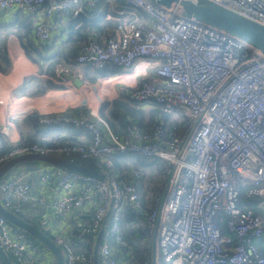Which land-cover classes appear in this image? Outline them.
<instances>
[{"label": "built area", "instance_id": "obj_1", "mask_svg": "<svg viewBox=\"0 0 264 264\" xmlns=\"http://www.w3.org/2000/svg\"><path fill=\"white\" fill-rule=\"evenodd\" d=\"M104 1L111 2L0 0V14L24 9L37 19L35 37L47 43L56 28L53 19L77 18L85 8L96 9ZM210 1L264 25V0ZM127 5L125 11L109 16L117 22L115 32L83 44L75 58L79 66L114 68L95 82L105 86L119 80L112 95L98 106L90 105L85 99L90 82L80 75L82 86L75 89L71 72L60 69L59 85L70 100L74 98L73 105L60 113L39 115L45 128L88 130L90 142L51 148L20 144L21 137L7 126L24 120L33 110H19L18 102L5 111L4 128L0 129V139L14 146L0 157V168L28 154H76L95 159L97 172L107 180L49 164L33 170L14 168L0 181L2 205L14 214L22 213L28 204L42 206L55 221L73 220L79 243L97 237L113 203L98 264H129L123 253L129 248L123 211L133 215L141 211L143 175L137 171L129 181L116 177L113 157L132 154L150 161L161 159L176 167V172L162 210L157 264L161 260L164 264H264V249L256 244L261 241L264 247V60H260V52L222 32L159 9L149 0H127ZM134 10L146 19L137 20ZM65 73L69 80L61 78ZM126 93L146 109L158 106L176 121L188 119V129L199 123L185 151V139L191 133L181 135L176 129L165 134L158 127L147 134L130 127L125 136L114 134L101 117V109ZM80 104L87 113H72ZM31 177L41 183L53 180L60 195L51 199L34 195ZM243 193L246 199L259 202L263 214H255L245 204ZM160 207L161 203L144 218L149 233L156 228ZM29 236L0 215V246L14 264H36L40 251ZM56 240L65 264H95L93 253L79 251L65 237ZM138 264H152V260Z\"/></svg>", "mask_w": 264, "mask_h": 264}, {"label": "trees", "instance_id": "obj_2", "mask_svg": "<svg viewBox=\"0 0 264 264\" xmlns=\"http://www.w3.org/2000/svg\"><path fill=\"white\" fill-rule=\"evenodd\" d=\"M99 16L100 14L98 15L97 11H87V14L79 16L75 20L71 21L69 26L68 44L70 46L77 45V51L75 48H70L69 52H66L64 49H61L54 56L47 58L43 57L42 54H38L39 58H35L32 55L29 56L41 66V68L43 69V73L48 77H53L55 75V70L57 69V67L64 66L70 69H75L76 63L74 62V59L79 54L81 46L93 39L89 37L90 33H92L93 31H98L103 34L106 32L107 28L114 26L113 22L106 23L104 22V19H100ZM116 26L117 23L115 27ZM28 29L29 28L26 29L25 36H27L30 32ZM21 38L25 43V47L27 48V50H29L30 54L33 52L39 53L42 44H35L34 46L32 41H30L31 36H29V38L27 39L24 37ZM36 46H38L39 48H36ZM2 64L3 70H7L8 63L2 60V55H0V65ZM111 69L114 68L106 67L104 69H98L94 68L91 65H86L81 66L79 69H76L77 71L75 72H82L88 82L95 83L99 78L107 77L110 74ZM55 87L56 84H54L50 79L43 80L40 78H32L27 81L20 89L22 94H24L25 96L36 97L44 94L48 89ZM128 96L129 94L126 93L125 96L106 103L101 109V117L106 121L109 128L114 134L123 136L127 133L128 128L130 127H136L142 133L147 134H153L158 127H162L165 131V134L174 129H176V131L178 132H182V130L185 129V125L187 123L186 118H184L181 122L171 120V116L165 113L160 107L152 106L150 109H146V107L133 103ZM80 112L87 113L86 109L84 108H78L72 111V113L74 114ZM39 118L40 116L38 114L33 113L24 119V123L26 124L27 130L32 134L28 135V139L26 138V136L25 138H23L22 136L20 144H35L51 148L57 145H64L79 141L77 139H59L58 136L55 134V131L49 132L47 129H45V127H42L40 125ZM188 124L189 123H187V125ZM57 129L58 131H60L59 128ZM63 129L68 131L69 134L78 135L83 133L78 128L72 126H66ZM13 147V145L7 144L4 141L1 142L0 157L9 153L13 149ZM60 158L68 161H73L87 169L98 171L95 159H83L76 154H72L70 156L62 155L60 156ZM113 161L114 172L116 177L122 176L126 178L127 181H129L132 179L134 173L137 171L141 172V174L143 175V183L140 186V190L142 193L141 211L137 215L131 214L127 209L123 211V226L125 228L126 237L129 242V248L127 250L124 249L123 253L127 255L126 260H128L129 256L133 253V257L135 258L136 264L145 261H150L152 260L153 234L145 230L144 218L147 214H149L160 204V200H162L167 185L164 186L162 189L158 188L156 192H153L154 189L151 188L152 184L148 185L147 181L145 182L144 174L149 173V171L152 174L156 171L157 174H160L161 172H164V169H169L172 171L173 166L171 167L168 162L161 159L150 161L142 156L132 154H117L113 157ZM29 165H39V163L28 161L18 165L15 168L19 169L20 167H27L28 169L33 170L34 167H31ZM243 199L245 200V204H247L250 209L255 211L257 214H263L262 209L258 207V201H255L253 199H246L244 193ZM16 215L19 216L23 221H26L43 231L47 236L50 237V239L60 249L62 253V247L58 245L55 236L41 229V227L35 221L28 219L22 213ZM223 229H225L224 225ZM30 239L33 245L39 248L40 253L36 256V264H41L44 261V252L47 251L49 253L50 251L42 242L38 241L34 237L31 236ZM72 243L78 246L77 249L79 251L87 253H91L93 251L94 241L92 236L87 237L84 242L78 243L75 239V241H72ZM11 261L13 262L12 259ZM54 264H56V261Z\"/></svg>", "mask_w": 264, "mask_h": 264}, {"label": "crops", "instance_id": "obj_3", "mask_svg": "<svg viewBox=\"0 0 264 264\" xmlns=\"http://www.w3.org/2000/svg\"><path fill=\"white\" fill-rule=\"evenodd\" d=\"M127 1L125 0H111V2L104 1L99 5L96 9H88L85 8L84 12L80 15L87 14V11H97V14L100 19H104V22H113L114 26L106 29V32L101 34L98 31H93L90 33L89 37L104 39L108 36H111L116 30V21L111 20L109 16L116 15V11H125L127 9ZM136 12L137 20H145L146 17L143 13L138 10H134ZM76 18H67V19H53V24L56 25L55 30L52 33V40L47 43L40 42L35 37L34 27L37 22V19L33 17L30 13L21 8L12 9L9 11H5L0 14V55H2V60L8 63L7 70H3V64L0 65V129L4 128V122L6 119L5 111L14 109L13 106L18 102L19 110L22 111H30L33 110L32 113L35 114H47V113H60L67 109L69 105H73L67 95L62 90L64 87L59 85V79L57 78L58 71L60 69H67L71 72L72 83L75 85V89H80L82 86L81 81L79 80V76L84 74L82 72L76 73L74 69H70L67 67H57L55 70V75L53 77H48L43 73V69L41 66L31 59L29 55L36 56L35 58H39L38 54H42L43 57H52L59 50L64 49L66 52H69L70 48H75L77 51V45L70 46L68 44L69 39V26L71 21ZM30 31L27 36H25L26 29ZM21 34V36H20ZM31 36L32 43L34 44H42L41 50L38 52H33L30 54L29 50L25 47V43L23 42L21 37L29 38ZM38 46H36L37 48ZM39 48V47H38ZM75 62V59H74ZM81 66L76 64L75 69H79ZM69 73H65L61 78H67L69 80ZM85 77V76H84ZM32 78H40L43 80L50 79L54 84H56L55 88L48 89L44 94L36 97L25 96L21 92V87ZM79 83V85L77 84ZM81 83V85H80ZM78 103V102H77ZM12 106V107H9ZM94 120V118H91ZM25 120L16 121L14 124H10L7 127L13 131L17 137L23 136V138L28 139L30 133ZM97 126H101L96 120ZM20 124V125H19ZM61 127V128H60ZM54 128H45L49 132H54L58 136L59 139H77L79 141H83L88 143L91 140V133L88 130L80 129L83 133L74 135L69 134L66 131V126H60ZM74 127V126H72ZM60 131H58V129ZM76 128V127H75ZM62 129V130H61ZM91 137V138H90ZM50 138V137H49ZM3 142L0 139V143ZM39 165H29L36 169L44 163L38 162ZM19 169L30 170L27 167H20ZM11 171V170H10ZM9 171V172H10ZM31 185L33 187V194L38 196H44L48 199H51L54 196L60 195V190L56 188V185L51 181L49 183H41L40 179L36 177H31ZM40 207V208H39ZM47 209L42 206L28 204L24 206L22 214L30 220L35 221L41 229L48 232L49 234L56 237H65L66 240L75 241V222L73 220H69L67 222H58L53 220ZM42 221V222H40ZM96 238H93L94 246H95ZM75 243V242H74ZM256 244L261 246L263 249V244L261 241H257ZM94 246L93 253L94 255ZM78 246H76L77 248ZM44 261L41 264H54L55 256L52 253L44 252ZM126 254L124 253V257L126 258ZM129 264H136L135 258L133 257V253L129 256L127 261ZM1 264V263H0Z\"/></svg>", "mask_w": 264, "mask_h": 264}, {"label": "water", "instance_id": "obj_4", "mask_svg": "<svg viewBox=\"0 0 264 264\" xmlns=\"http://www.w3.org/2000/svg\"><path fill=\"white\" fill-rule=\"evenodd\" d=\"M155 7L159 9H167L188 21L201 24L205 27L217 30L222 32L230 38L238 39L255 49H257L261 54V59L264 60V25L252 21L230 9H227L213 1L210 0H149ZM79 85V83H77ZM81 85V83H80ZM199 123L195 125L189 138L187 139L183 152L188 146L190 137L194 133ZM41 162L44 164H49L54 167H59L67 169L84 176H89L96 178L100 181H105L107 178L105 175L87 169L82 165H79L73 161H68L60 157L42 155V154H28L17 157L10 160L5 165L0 168V181L3 177L12 169L18 165L28 162ZM176 172V167H174L165 190V193L162 197L161 207L159 210V215L157 219L156 228L153 232L152 239V264H157L158 261V237L159 229L162 218V210L167 201L168 193L170 186L172 184L174 175ZM113 210V203L110 206V209L106 215V218L103 222V225L96 237L95 246H94V261L95 264L99 262V248L102 236L107 228V225L110 221L111 214ZM0 215L3 216L12 226L18 227L21 230L25 231L38 241L42 242L55 256L56 264H65L63 254L60 249L53 243L49 236H47L43 231L35 227L34 225L23 221L19 216L5 209L0 201ZM0 263L1 264H14L9 256L4 252L0 246Z\"/></svg>", "mask_w": 264, "mask_h": 264}, {"label": "rangeland", "instance_id": "obj_5", "mask_svg": "<svg viewBox=\"0 0 264 264\" xmlns=\"http://www.w3.org/2000/svg\"><path fill=\"white\" fill-rule=\"evenodd\" d=\"M34 57H36V56L34 55ZM74 70H76V69H74ZM118 81L119 80H114V81H112L110 83L104 84L105 86L97 85L96 83H93V84L89 83V85H87V89H85V93H86L85 99H86V101L90 105L98 106L102 99L112 95L113 89L117 86ZM62 90H64V89H62ZM67 97H68L69 100L71 99V96L68 95ZM70 101L74 102V98H73V100H70ZM76 101L78 102V100H76ZM77 105L78 104H76V106ZM79 107L83 108L84 106H81V104H80ZM70 110H72V109L69 108V111ZM171 120H174V119L171 118ZM174 121H176V120H174ZM187 123H190V121L188 119H187ZM187 123L185 125V128H187V131H185V129L183 128L184 130H182V132L180 133L181 135L182 134H186V132H188V135H189L191 133V131L193 130V128H194L193 125L189 126V129H188ZM125 135H123V136H125ZM185 140H187V139H185ZM166 162H168V161H166ZM170 174H171V170H169V169H164V172H161L160 174H157V171L154 172L153 174L149 171V173H145L144 174L145 182L147 181L148 185L152 184L151 188L154 189L153 192H156L158 188L162 189L164 186L167 185V182H168ZM160 203H161V200H160ZM253 212L256 214L255 211H253ZM152 234H153V231H152ZM128 238H129V233H128ZM125 261H128V260H126V258H125ZM160 264H164V262L161 260Z\"/></svg>", "mask_w": 264, "mask_h": 264}]
</instances>
